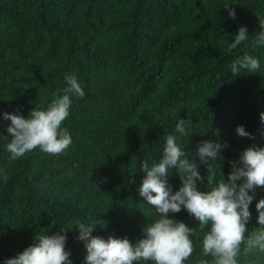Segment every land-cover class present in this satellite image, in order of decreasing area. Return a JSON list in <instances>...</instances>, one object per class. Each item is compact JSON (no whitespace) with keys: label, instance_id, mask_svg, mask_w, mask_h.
Masks as SVG:
<instances>
[{"label":"trees","instance_id":"16d2710c","mask_svg":"<svg viewBox=\"0 0 264 264\" xmlns=\"http://www.w3.org/2000/svg\"><path fill=\"white\" fill-rule=\"evenodd\" d=\"M261 19L264 0H0V264L36 235L63 228L72 264H87L81 222L102 221L93 235L105 239L143 238L159 214L139 194L146 176L140 167L163 158L168 134L190 160L202 140L227 143L209 161L213 184L228 178L246 148L264 146V46L253 47ZM241 26L248 38L229 51ZM244 55L258 58L260 68L235 77L230 64ZM66 75L85 93L71 94L62 124L71 145L59 155L37 148L11 159L4 113L27 118L35 107L47 109L64 94ZM181 118L191 121L183 136L175 131ZM239 125L254 139L240 137ZM199 170L198 189L210 191L208 167ZM168 183L174 192L181 187L176 169ZM249 194L251 234L260 227L256 204L264 188ZM170 216L193 228L185 264L211 260L202 249L210 225L201 228L186 209ZM238 264H264V252L242 248Z\"/></svg>","mask_w":264,"mask_h":264},{"label":"clouds","instance_id":"9594fccd","mask_svg":"<svg viewBox=\"0 0 264 264\" xmlns=\"http://www.w3.org/2000/svg\"><path fill=\"white\" fill-rule=\"evenodd\" d=\"M224 7L235 19V9L229 5ZM260 24L264 28V19L260 20ZM247 38V28L241 26L234 42L228 46L229 51L236 49ZM257 45L264 46V31L256 35L253 47ZM259 68V59L251 55L238 57L230 64L235 77L240 76L242 70L256 73ZM65 79L68 86L64 94L53 99L47 109L35 107L27 118L19 111L4 113V118L11 121L7 131L12 139L6 146L11 159L23 157L37 148L50 155H59L69 148L72 137L62 124L70 114L71 94L83 98L85 93L75 75H66ZM260 117L264 122V112ZM187 123L191 121L179 119L175 131L181 136L186 135ZM236 132L240 137L254 139L243 125L237 126ZM222 147H227V143L222 145L202 140L190 160L177 142V137L168 134L163 158L151 166L145 159L140 167L146 176L139 187V194L156 209L159 218L144 227V237L135 244L127 237L109 236L105 239L94 236L93 232L102 221L78 223V239L85 242L87 264H139L141 261L185 264L194 252L191 239L193 228L170 216V213H179L182 209L194 216L201 228L210 225V230L203 237L202 249L203 254L212 259H202L199 264H238L242 248L244 254L253 249L264 252V199L256 204L259 229L249 234L248 228L252 218L250 205L254 199L249 191L264 188V146L246 148L239 160L231 162L232 170L228 178H221L213 184L216 172L209 161L217 158ZM195 157L199 158V163ZM201 164L206 165L209 171L211 190L207 192L198 189V182L204 179L199 170ZM170 169L178 171L182 182L175 192L168 183ZM241 179L243 182L238 184ZM132 182H135L134 179ZM66 230L63 228L54 234L36 235L35 243L16 257L7 259L5 264H72L71 253L66 249Z\"/></svg>","mask_w":264,"mask_h":264}]
</instances>
